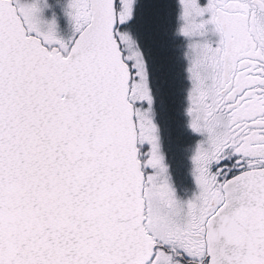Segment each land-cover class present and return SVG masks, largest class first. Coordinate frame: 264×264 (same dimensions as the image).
<instances>
[{
  "label": "snow or ice",
  "instance_id": "6c2138e0",
  "mask_svg": "<svg viewBox=\"0 0 264 264\" xmlns=\"http://www.w3.org/2000/svg\"><path fill=\"white\" fill-rule=\"evenodd\" d=\"M0 264H264V0H0Z\"/></svg>",
  "mask_w": 264,
  "mask_h": 264
}]
</instances>
